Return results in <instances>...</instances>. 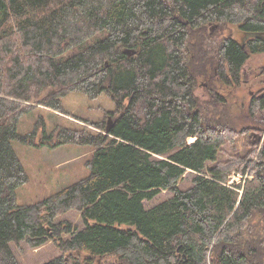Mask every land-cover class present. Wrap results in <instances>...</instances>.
<instances>
[{"label":"trees","instance_id":"trees-1","mask_svg":"<svg viewBox=\"0 0 264 264\" xmlns=\"http://www.w3.org/2000/svg\"><path fill=\"white\" fill-rule=\"evenodd\" d=\"M259 54L264 0H0V264H19L20 242L57 246L45 264H264L262 132L237 131L239 111L210 86L232 98ZM81 92L111 99L108 135L60 129L38 141L40 124L18 134L31 102L62 112L61 99ZM246 97L252 123L264 122V95ZM12 141L93 146L91 173L20 207L28 177ZM232 171L253 179L227 186ZM162 190L172 198L146 210ZM72 211L81 226L62 218Z\"/></svg>","mask_w":264,"mask_h":264},{"label":"rangeland","instance_id":"rangeland-1","mask_svg":"<svg viewBox=\"0 0 264 264\" xmlns=\"http://www.w3.org/2000/svg\"><path fill=\"white\" fill-rule=\"evenodd\" d=\"M228 30L234 31V27L229 26ZM227 32V30H226ZM225 33V32H224ZM236 39L241 37V33L234 32ZM264 65V57L256 55L248 59L243 67V81H247V85H243L231 98L226 92L227 89L218 85L216 81L212 82V92L216 95H222L227 98L230 109L228 111H239V116L234 123L237 131L240 129H259L258 121L252 123L251 118L247 115L246 109L248 97L247 93L250 88L255 91L258 87L255 80H259L258 69ZM205 82V83H204ZM208 82L199 81L195 91L198 99L208 100L210 94L208 91ZM239 101V102H238ZM236 102L237 107H231V104ZM32 109L30 112L23 115L18 124L17 132L19 135H26L34 130L37 124L36 139H40L42 131L45 137L57 134L60 129L81 130L90 133V135L104 134L105 129H101V125L106 128L107 123L111 124L113 116L111 114L115 110L114 104L107 94L103 93L99 97L89 99L81 93H68L67 96L61 99L62 112H56L43 106L35 105L31 102ZM234 108V109H232ZM264 117V115H263ZM264 125V122H260ZM255 133V132H254ZM105 135V134H104ZM39 141V140H38ZM192 143L193 140H189ZM12 149L17 156V159L22 164L23 171L27 174L28 181L19 186L15 190L16 204L21 206L34 205L46 197H50L56 192L75 184L91 173V170L86 165L92 159L95 153V148L90 145H57L50 147L24 145L18 141H12ZM193 174L190 171L181 177L177 184L180 190H186L191 186V177ZM253 176L248 173L242 174L238 171H232L227 177V186L234 184L245 185L246 181H251ZM172 198V193L167 190L159 191L152 199L144 200L143 205L146 210L153 208L156 204L162 203ZM62 218L70 222L79 224V214L74 211L65 214ZM121 228H127L128 225H121ZM54 244L48 242L39 248H31L24 242L11 244L13 251L19 264H45L61 255L59 249ZM114 260V258H112Z\"/></svg>","mask_w":264,"mask_h":264},{"label":"flooded vegetation","instance_id":"flooded-vegetation-1","mask_svg":"<svg viewBox=\"0 0 264 264\" xmlns=\"http://www.w3.org/2000/svg\"><path fill=\"white\" fill-rule=\"evenodd\" d=\"M242 38V37H241ZM240 39V38H239ZM259 56H262V57H264V54L262 55V54H259ZM263 66V65H262ZM261 66V67H262ZM260 67V68H261ZM259 68V69H260ZM259 69H258V71H259ZM259 73H260V71H259ZM258 76V75H257ZM256 79L257 80H255V81H257L256 82V84H257V88H256V90H259V93H261V94H263L264 95V75H259V80H258V78L256 77ZM242 81H243V79H242ZM244 83V85L246 86L247 84L246 83H248L247 81H243ZM249 91L250 92H252V88H250L249 89ZM259 131H261L262 133L261 134H259L258 136H259V143H263V141H264V125L262 124V123H259Z\"/></svg>","mask_w":264,"mask_h":264},{"label":"water","instance_id":"water-1","mask_svg":"<svg viewBox=\"0 0 264 264\" xmlns=\"http://www.w3.org/2000/svg\"><path fill=\"white\" fill-rule=\"evenodd\" d=\"M126 54H127V55H133V54H134V51L127 52ZM110 125H111L110 123H109V124L107 123L106 128H104V129H105V130H104V134H105V135H108V134H109V131H110L109 127H111ZM258 142H259V138H258Z\"/></svg>","mask_w":264,"mask_h":264},{"label":"bare ground","instance_id":"bare-ground-1","mask_svg":"<svg viewBox=\"0 0 264 264\" xmlns=\"http://www.w3.org/2000/svg\"><path fill=\"white\" fill-rule=\"evenodd\" d=\"M190 140H193V139H190Z\"/></svg>","mask_w":264,"mask_h":264}]
</instances>
